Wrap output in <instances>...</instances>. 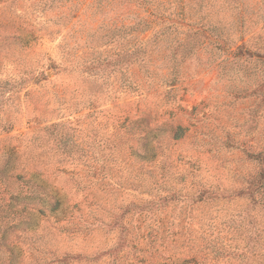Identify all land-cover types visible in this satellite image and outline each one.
<instances>
[{
    "label": "rangeland",
    "instance_id": "374dc122",
    "mask_svg": "<svg viewBox=\"0 0 264 264\" xmlns=\"http://www.w3.org/2000/svg\"><path fill=\"white\" fill-rule=\"evenodd\" d=\"M0 264H264V0H0Z\"/></svg>",
    "mask_w": 264,
    "mask_h": 264
},
{
    "label": "trees",
    "instance_id": "16d2710c",
    "mask_svg": "<svg viewBox=\"0 0 264 264\" xmlns=\"http://www.w3.org/2000/svg\"><path fill=\"white\" fill-rule=\"evenodd\" d=\"M221 29L220 27L216 26L214 23L212 22H206L205 24H201L200 23V26H198L197 28V31L196 33H198L199 35H202L205 37V39L207 40H210V39H214V40H218L220 38V36H222L221 33ZM250 39H252V36H250L247 40L244 41V38H240V44H237L234 48V51L240 53V54H248L252 57H256L258 59H261V54H255V53H252L250 52L245 43L250 41ZM225 40H221V42L223 43L222 45L219 46L220 49H225V48H228V46L226 45V42H224ZM229 49V48H228ZM232 50H230L229 53H231Z\"/></svg>",
    "mask_w": 264,
    "mask_h": 264
}]
</instances>
